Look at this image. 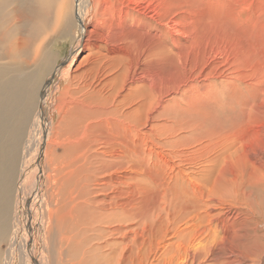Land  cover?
<instances>
[{"label":"bare ground","instance_id":"6f19581e","mask_svg":"<svg viewBox=\"0 0 264 264\" xmlns=\"http://www.w3.org/2000/svg\"><path fill=\"white\" fill-rule=\"evenodd\" d=\"M0 264H264V0H0Z\"/></svg>","mask_w":264,"mask_h":264}]
</instances>
